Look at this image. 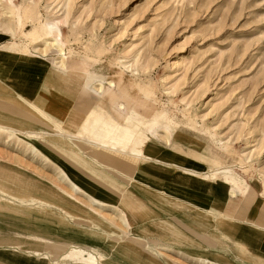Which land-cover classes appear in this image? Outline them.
I'll list each match as a JSON object with an SVG mask.
<instances>
[{
  "label": "rangeland",
  "instance_id": "1",
  "mask_svg": "<svg viewBox=\"0 0 264 264\" xmlns=\"http://www.w3.org/2000/svg\"><path fill=\"white\" fill-rule=\"evenodd\" d=\"M49 24L60 31L62 46L59 48L50 45L53 37L46 30ZM1 26L7 32L0 29V40L6 43L0 46V53L4 56L11 51L10 58L15 60L16 67L35 73L38 82L44 80L42 73L28 69V65L37 61L54 69L55 62L61 61V51L65 55L66 66L85 65L101 78L104 87L114 83L113 90L120 98L113 105L114 112L121 118L127 115L129 104L122 101V92H125L127 100L137 106L134 110L137 121L148 123L136 129L142 135L145 154L163 159L161 150L167 147L176 150L172 145L179 143L194 151L188 156L195 164L188 166L163 159L165 162L197 172L219 168L206 174V180L211 174L217 175L229 195L244 197L231 201L229 210L246 224L241 231L233 226L229 231L217 228L216 233L225 236L221 241L217 235L207 238L203 232L197 231L202 237L198 245H186L190 248L182 249L178 242L164 236L162 242L166 250L146 247L149 243L143 237H135L136 233L132 234L130 226L122 225L117 219L114 224L107 220L117 215L114 209L100 207L107 204L96 200L90 202L82 194L72 193L69 181H61L57 167L33 154L27 143L55 163L56 159L47 151L66 153L67 144L73 145L75 157L82 161L84 169L79 172L88 176L78 178L84 181L81 185L86 192L102 201L115 203L122 187L131 190L128 186L137 184L139 195L131 193L146 205L154 206V202L147 198L150 187L135 177L137 172L122 167L118 155L102 149L99 137L96 140L82 135L79 141L68 140L66 134L57 129V124H44L36 120L37 117L29 118L25 114H8L10 119L25 124H19L18 128L0 127V138L5 142L0 140V160L15 163L16 159L29 169L25 167L22 170L14 164L0 161V168L4 171L0 174V216L66 235L69 241L63 243L43 238L31 233L32 230L25 233L15 231L13 235L17 240H31L35 247H25L17 240L6 245L0 240V247L26 253L48 264H86L84 261L91 257L95 258L94 264H198L193 260L195 255H203L218 264H264V0H0ZM12 80L3 78L8 84ZM17 80L21 84L17 90L28 99L35 98V91H27L22 86L24 82L34 83V77L20 76ZM118 83H121V88L117 87ZM59 84L62 83L48 80L46 91L56 101L66 102V105L59 106L67 112L70 97L58 90ZM69 85H74L76 90L79 88L74 81L66 84ZM97 85L95 82L93 87L96 89ZM75 97V109L73 107L72 110L78 114L84 113L80 108L82 104L94 103L92 94L76 92ZM102 107L100 105L97 109ZM2 108L14 111L6 106ZM59 120L64 121V117ZM105 120L103 117L100 121ZM99 124L94 127L97 136H102L105 131L112 135L124 127L109 121L105 126ZM52 129L61 139L49 136ZM28 130L32 134L25 133ZM8 132L14 136L9 137ZM70 133L73 135L72 131ZM58 140L66 146L59 145ZM104 141L109 144L110 140ZM20 151L25 157L20 155ZM35 161L51 166L55 171L54 180H43L32 172L36 169ZM196 164L204 169H198ZM89 179L91 183H87ZM95 179L108 182L110 187H114L113 194L107 195L104 188L93 181ZM9 180L13 183L10 184ZM57 182L68 187L64 188ZM48 188L68 194V199L59 195L54 197L56 195ZM158 193L163 197L167 195L164 190H158ZM32 198L37 202H32ZM156 199L161 201L157 207L163 214H167L164 209L168 207H174V213L184 210L180 206H170L163 198ZM72 202L78 203L80 209L71 207ZM21 203L27 207L21 208ZM42 203L44 205L40 208L50 214L34 211L33 207ZM189 206L194 210L201 209ZM210 206L221 209L215 198ZM66 209H72L82 219L95 220L93 217H98L110 228L116 225L118 229L112 233L113 242L108 245L106 241L74 238L73 232L78 229L69 219L71 227L68 230H55L44 223L51 215L62 218L60 213ZM204 209L201 214L190 211L187 215L182 213L181 217L208 232L218 221L216 214L208 215ZM84 211L97 213L87 216ZM259 215L263 224L256 220ZM161 222L179 233L169 222L156 219V223ZM146 224H138L135 229L147 234ZM93 227L94 232L101 233L100 228ZM3 232L12 231L4 228L0 235ZM255 232L262 236L260 244H256L249 235ZM123 234L125 236H121ZM75 235L78 234L75 232ZM125 237L132 241L140 240L141 246L129 249L116 241ZM39 246H49V250ZM143 249L151 250L143 252Z\"/></svg>",
  "mask_w": 264,
  "mask_h": 264
},
{
  "label": "crops",
  "instance_id": "2",
  "mask_svg": "<svg viewBox=\"0 0 264 264\" xmlns=\"http://www.w3.org/2000/svg\"><path fill=\"white\" fill-rule=\"evenodd\" d=\"M6 43L0 40V46L5 45ZM2 53H0V73H4L2 74L0 77L4 78V77H10L13 78L14 80H12L11 82H16L18 83V85L20 82L17 80L18 77L20 76H33L34 77V83H25L22 85L23 87H25L27 89H31L33 91H35L39 86H38V77L35 75V73H27V71L25 70L24 67H16V66H12L11 61H7L2 57ZM13 71L12 73H10V71ZM8 116V114L4 115ZM9 118V117H7ZM18 124H25V122H21L18 121ZM0 140H2L4 142V138H0ZM5 143V142H4ZM184 146V145H183ZM181 144L179 143H175V146L172 148H175L176 150H172L169 149L167 147L166 150L162 149L161 150V157L165 160L171 161V162H175V163H183L185 165L188 166H193L194 160L188 156V154H192L194 151H190L187 148L183 147ZM179 148V149H178ZM106 151H109L111 153H115L116 155H118V160L120 161L122 167L125 168H129L135 172H137V174L135 175L136 178H139L140 180H142L144 183H147L149 185V189H147V198L153 203L154 202V206H152L151 204L146 205L140 198H138L137 196L133 195L131 193V191L137 195H139L140 193V187H138V185H130L128 187H130L131 190L126 189L125 187H122V189H120L122 192H127L130 196H132L133 202L135 203V205H130V206H125V210L127 212V214L129 215V217H131L130 219V229L133 233H136V235H134L137 238H144L147 242V244L149 243V245H145L146 247H153L155 250H159V251H163L166 250V248H164L166 245L164 242V237L167 238H171L173 240H175V243L178 242L179 245L178 247H182V249L190 248L189 246L193 245L196 246L199 244V239L202 237L201 234L199 232H203V234L207 237V238H212L214 236H218V240L219 237H225L223 236V234L221 233H216V229L220 228V229H224L226 231H229V227L233 226L236 227L237 230L241 231V228H245L243 226V223L241 221L240 218H236L233 212H231L229 210V203L237 198H244L242 196H231L227 193V188L221 186V184L219 182H211L206 180V174L210 173L211 171H215L218 169H209L207 172H197L194 170H188L185 168H181L178 167L176 164H171L168 162H165L163 159H159L157 157H150L148 155L145 154L144 149H143V154L150 159V163L147 162L146 164L144 162H142L139 158L133 157V156H129L128 154H124V153H119V152H114L112 150H109L107 148H102ZM48 149H45V151H47ZM181 150V152H180ZM51 150H48V153H51V155H56V152H53ZM15 157L18 158H22L21 156H24L22 154V152L20 151V155L18 154H14ZM61 155V154H60ZM57 156V155H56ZM62 156V155H61ZM25 157V156H24ZM27 157V156H26ZM183 157H185L186 159H183ZM30 159V158H29ZM31 160V159H30ZM1 162H5V163H9L10 165L14 164L13 166H17L20 169L22 168V170H25V167L27 166H21V164L19 163L18 160H14L15 163H10V162H6V161H2ZM70 161V160H69ZM67 162L64 169L65 171L68 173V176L70 178V180L76 184L83 192H86L83 188V185L81 179L80 178H88L84 172H79L81 170L78 169H74L70 162ZM36 162V166H35V170L32 172H35L36 174L40 175L41 178L43 180H54L55 178V171L51 166L48 165H44L38 161ZM158 162V163H156ZM143 164V165H142ZM151 164V165H150ZM146 165V166H145ZM167 166V167H166ZM154 167V168H153ZM161 168V169H158ZM198 169H204L203 167L200 166V164H196V166ZM152 168V169H151ZM27 169H29L27 167ZM155 170V171H154ZM166 170V171H165ZM31 172V170H29ZM84 171V169H83ZM159 171V172H158ZM165 171V172H164ZM4 171L0 168V174L3 173ZM150 172V173H148ZM70 173H73L75 176L71 175ZM184 173V174H183ZM78 174V176H77ZM154 174V175H153ZM186 175V176H185ZM162 177V178H161ZM186 177V178H185ZM173 179V180H172ZM87 183H91L92 181L86 180ZM177 181V182H176ZM59 183V182H57ZM60 186L66 188V184H62L59 183ZM191 184H194L193 186H196V189L193 188V186ZM68 187V186H67ZM104 188V187H101ZM197 189H200L197 190ZM106 194H113L111 192H113L110 188H104ZM158 190H164L167 195L166 196H161L158 193ZM203 190H206V193L203 192ZM89 193V192H88ZM91 194V193H90ZM160 195V196H159ZM93 196V195H92ZM163 198L166 203L170 204V206H180L182 209L186 210V211H182L181 213H174V207H168L167 210L164 209V211L171 216H168L167 214H163L161 212L160 207H157L161 204V201H158L156 198ZM96 198V197H95ZM215 198L216 202L218 204H220L221 209L220 210H216L214 207L210 206L211 201ZM246 198V197H245ZM220 199V200H219ZM100 202H105L107 203V205H100L104 206V207H109L111 208V206H109L108 204L111 205H115L117 207H122L123 204L121 203L119 197L118 199H116L115 203L112 202H106V201H102L99 199ZM196 206L199 207L201 209L198 210H194L191 206ZM209 206V207H208ZM202 208H205V212H208V215H214L216 214V219H217V223H213L212 225V229L208 232L203 231L200 227L198 226H194L190 223H188V221H185L184 218H182L181 216H183V214L187 215L188 212H194L196 214H201L203 212ZM214 208V209H213ZM114 209V208H111ZM114 211H116L114 209ZM36 213H44V214H50V213H45L42 211L36 212ZM95 213H97V211H95ZM117 215L115 217H112L110 219H107L110 223L114 224V222H116V219L118 221H120L119 218V213L116 211ZM183 213V214H182ZM233 213V214H232ZM61 215V214H60ZM117 217V218H116ZM98 218V217H97ZM259 215V217L257 216V219L255 217V219L257 220L258 223L263 224V219L264 217H262ZM67 219L71 220V222H73V218H56L53 217V215H51L49 218H47L44 223L53 226V228H55V230L60 229L61 227V222L66 221V229L71 227L69 222L67 221ZM99 219V218H98ZM156 219L163 221V222H169L170 225H172L175 229H177V231H179V233H177L175 230H172V228L167 225L166 223H156ZM90 224H82V226H75L78 230L73 232V236L74 238H78L81 237L84 241H98V242H107L109 245L113 242V234H108L107 236H103V232L104 230H101V233L99 232H94V227L95 226L93 224L94 220H89L88 218L86 219ZM100 220V219H99ZM138 220V221H137ZM154 220V221H152ZM151 221V223H149ZM146 228L147 229V234L141 231H137L135 228L137 227L138 224H144L146 223ZM121 223V222H120ZM149 223V224H148ZM0 231L2 232L4 230V228H7L9 230H11V233H4L2 235H0V240L3 243V245H6V243L8 242H16L17 238L15 237V235H13V232L15 231H22V232H28L30 230H32L33 232L31 233H36V235H39L40 237L43 238H51L54 239L56 241H60L63 243H68V236L66 235H60L58 233L55 232H50V231H46V230H42V229H37V228H33L27 224H23V223H19V222H15L9 219H6L4 217L0 216ZM122 224V223H121ZM75 225V224H74ZM164 226H167L169 230H166L163 228ZM98 227V226H95ZM194 229H193V228ZM114 229H118L116 228V225H114V228H111L112 232H114ZM68 230V229H67ZM199 231V232H197ZM76 234L78 235H75ZM249 235H251L254 238V242L256 244H260V241L262 239V236L259 232H255V233H250ZM70 236V234H69ZM121 236H125L124 234ZM164 236V237H163ZM106 237V238H105ZM143 239V240H144ZM120 240V239H119ZM116 240L118 242H122L124 243L129 249H132L136 246H141V241L135 239L134 241L128 239L125 237V239H121L123 241H119ZM177 240V241H176ZM209 241V239H207ZM207 240H204V242H206ZM21 243V245H24L25 247H35L33 242L31 240H26V239H19L17 240ZM0 242V243H1ZM5 243V244H4ZM189 245V246H186ZM191 246V247H193ZM40 249H48L49 250V246L43 247L41 248V246H39ZM205 249V248H204ZM151 249H143L141 251L143 252H147ZM140 251V252H141ZM180 252V250H179ZM91 257V256H90ZM197 257H202L203 260L199 261L197 260ZM92 259H87L84 262L86 264H94L95 263V258L91 257ZM194 262L198 263V264H208V263H216V262H212L210 261L207 257L203 256V255H195L193 257ZM0 264H48L46 262H42L40 260H38L36 257H31L30 255L23 253V252H18L16 250H10L6 247H0Z\"/></svg>",
  "mask_w": 264,
  "mask_h": 264
},
{
  "label": "bare ground",
  "instance_id": "3",
  "mask_svg": "<svg viewBox=\"0 0 264 264\" xmlns=\"http://www.w3.org/2000/svg\"><path fill=\"white\" fill-rule=\"evenodd\" d=\"M1 27L2 28H0V29L2 30V32H7L3 26H1ZM46 30H47L48 34L53 37L50 45L53 48L61 47L62 42H61V36H60L59 29L55 25L49 24V25H46ZM10 55H11V51H7L6 55H4L2 57L7 61H12L13 62L12 66H17V64H15V60H12L10 58ZM59 58L61 61L58 63L55 62L56 68H54V69H51L48 65H42L41 63H38L37 61H31V64L28 65V67H27L28 69L34 70L35 72H41L42 76L44 78V80H41V82H38L39 87L35 90V98H33V99H30V98L28 99L23 93H21L20 91L17 90V87H21L18 85V83L12 82L11 84H8V83L3 81V78L0 77V86H1L0 87V127H5L6 125H9L12 128L13 127L18 128L19 124H18L17 120L7 118L9 116L4 117V115L12 114V115L23 116V114H25L29 118L35 119L37 117L38 119H36V120H38V121L41 120L44 124H47L49 122H51L52 124H57L56 125L57 129H59V131L61 133H65L68 140L73 139V140L79 141L82 139V135L87 136L88 139H90V138L93 139L95 137L96 140L99 137V142H100L101 146H103L104 148H107V149L112 150L114 152L116 151L119 153H124V154H128L129 156L139 158L145 164L147 162H149L150 159L147 158L143 154V145L144 144H143L142 135L138 134L136 132V129L139 126H146V125H148V123L137 121L136 116L134 115V110H135V107L137 108V106L134 103H132L133 104L132 105L127 100L125 92L121 91L122 92V101L129 104L128 105V112L124 118H121L118 115V113L114 112V106L113 105H114V103H116V101L118 99H120L119 96L117 95V93L113 90L114 86H116L114 83H109L108 86L104 87V84H103V81L101 80V78L98 77L94 72H90V70L87 69L85 65L80 64L78 66H74V65H72L70 67L66 66V63H64L65 55L62 54L61 51L59 53ZM176 65H178V64H176ZM48 80H50L52 82L56 81L57 83L58 82L62 83V84H59L58 90L66 93L68 95V97H70L68 104H67V105H69V106H67L69 109L67 112L62 111L61 107L59 106V105H63V106L66 105V102L59 101V100L56 101V99H54L53 97L48 95V93L46 91L47 90L46 85H47ZM71 81L78 83L79 88L77 90L75 89L74 85L72 87H70V85H69V87L66 86V84H70ZM95 82H98L96 89L93 87V84ZM103 87L106 89H103ZM117 87L121 88V83H118ZM30 90L27 89V91H30ZM31 91H33V90H31ZM76 92L82 93L83 95L92 94L94 96V100L92 101V103L94 102L93 104L88 105L87 103H84L80 106V108H82V112L84 111V113H82V114H78L77 112L72 110V108L75 106ZM100 105L103 107L101 109H97ZM4 106L12 108L14 111L13 112L4 111L2 108ZM138 107H143V106H138ZM74 109H75V107H74ZM110 114H111V116H110ZM102 116L105 117V119H106L105 121H100L103 118ZM61 117H64V121L62 120V122L59 120ZM106 121H109L111 123H116L117 125H121L122 127L123 126L124 127L122 128L121 131L115 130L112 133V135H110L111 134L110 132L105 131L102 134V136H97L96 133L94 132V129H95L94 127L97 125H100L99 123H101V125L105 126V125H107ZM64 123L67 125V127ZM54 130L55 129L51 130V134H49V136L50 137L56 136V137L60 138V135L58 133H55ZM71 131L73 132V135H72V133H70ZM25 133H30V131L29 130L25 131ZM52 133H55V134H52ZM30 134H32V133H30ZM7 135L9 137H13L14 133L8 132ZM108 136H111V137H108ZM107 138L110 140L109 144L104 141L105 139L108 140ZM18 140H20V139H18ZM58 141H57V143L59 145L66 146V144L64 142H62L60 140H58ZM27 146L31 149L33 154L39 155L46 163L49 162V163H51L57 167V170L60 171L59 175L61 176V178H60L61 181L62 182H66V180L69 181V183H70L69 186L72 190V193L82 194L90 202H93L95 200L100 202L98 198H95L94 196H92V194H90L88 192H83L77 185H74V183L71 180H69L70 178L68 177V173L64 169L66 163L69 160H70L69 162H70L71 166L74 169H78V170L83 171V166L80 163L82 161L76 159V157H75V151L76 150H75V147L73 145L67 144V149L64 150V151H66V153H58L56 151L57 156L54 155V158L56 159L57 163L51 161L47 156H45L40 150H38V148H36L31 143H27ZM72 149H74L73 150L74 152L73 151L71 152ZM78 150L80 151V149H78ZM73 157H75V158H73ZM156 163H158V162H156ZM158 169H161V168L158 167ZM148 173H150V172H148ZM24 180H26V179H24ZM208 180H210L212 182H219L223 186V182L219 179V177H217V175L211 174L210 176H208ZM93 181L95 183H97L100 187L110 188L112 191H114L113 190L114 187H110V184L108 182H104V181L98 180V179H95ZM9 182H10V184L13 183L12 180H9ZM228 186L230 187L231 185L228 184ZM42 190H41V193H42ZM45 191H47V190H45ZM49 192L52 193L53 195H56L54 197H57V195H59V196H62L64 199H66V198L68 199V196H69L68 194H65L61 191H57L55 189H49ZM52 197L53 196H51V198ZM119 199H120L121 203L123 204L122 207H117V206L111 205V204H108V205L111 206V208H114L119 213L118 219L120 220L122 225L129 226L131 217H129V215L127 214V212L124 208H125V206H130L133 204L135 205V203L133 202L132 196H130L127 192L121 191ZM54 200H57V199H54ZM31 201L37 202L33 198ZM22 202H25V201H22ZM66 204H68V203H66ZM104 204H107V203L104 202ZM43 205H44V203H42L40 206H37L36 208L33 207L34 211L35 212L42 211V212L47 213L45 211V209L40 208L41 206L43 207ZM69 205L70 204H68V206ZM20 207L24 209L27 206H24L23 203H21ZM71 207H73L76 210L77 209L79 210L81 206L76 202H72ZM29 210H30V207H29ZM84 212H85L84 214H87V216H91L92 213L94 214L95 211H91V212L84 211ZM60 214L63 215L64 218H73L72 221L75 224V226H82V224H84V225L90 224L86 220L87 218L86 219L85 218H83V219L79 218V216L76 215V212L73 211L72 209H66L63 211V213L61 212ZM93 218L95 219L93 221V224L95 226H98V228L104 230V232L102 234L103 236L105 235L108 237V234L114 233V232H112L110 227L105 226V224L101 220H99L97 217H93ZM61 224L62 225H61L60 229L67 230L66 229L67 222L63 221V222H61ZM163 228L166 230H169L167 226L163 225ZM222 239H225V237H219L220 241ZM242 249H244V248H242ZM197 260L201 261L203 259H202V257H197ZM208 264H212V263H208ZM214 264H218V263H214Z\"/></svg>",
  "mask_w": 264,
  "mask_h": 264
}]
</instances>
